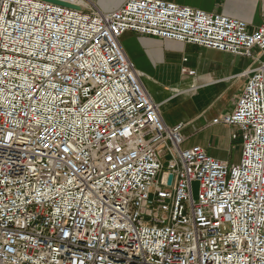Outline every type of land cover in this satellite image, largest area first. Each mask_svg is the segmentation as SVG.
Returning <instances> with one entry per match:
<instances>
[{
    "label": "built area",
    "instance_id": "built-area-1",
    "mask_svg": "<svg viewBox=\"0 0 264 264\" xmlns=\"http://www.w3.org/2000/svg\"><path fill=\"white\" fill-rule=\"evenodd\" d=\"M60 1L81 10L0 0V264H264V22ZM127 33L252 60L235 109L213 120L237 128L239 164L183 148Z\"/></svg>",
    "mask_w": 264,
    "mask_h": 264
},
{
    "label": "crops",
    "instance_id": "crops-1",
    "mask_svg": "<svg viewBox=\"0 0 264 264\" xmlns=\"http://www.w3.org/2000/svg\"><path fill=\"white\" fill-rule=\"evenodd\" d=\"M91 1L104 11H113L126 0ZM165 1L241 19L249 24L250 32L264 22V2L259 0ZM122 45L152 100L160 105L164 122L183 124V148L200 146L216 159L239 164L241 141L232 140L237 128L213 124V120L235 109L248 82L243 73L252 60L134 33L125 34Z\"/></svg>",
    "mask_w": 264,
    "mask_h": 264
},
{
    "label": "water",
    "instance_id": "water-1",
    "mask_svg": "<svg viewBox=\"0 0 264 264\" xmlns=\"http://www.w3.org/2000/svg\"><path fill=\"white\" fill-rule=\"evenodd\" d=\"M41 1L52 3L55 5H59V6H63V7H67V8H71V9L81 10L79 7L67 4V3L60 1V0H41ZM170 183H171V179H170Z\"/></svg>",
    "mask_w": 264,
    "mask_h": 264
},
{
    "label": "rangeland",
    "instance_id": "rangeland-1",
    "mask_svg": "<svg viewBox=\"0 0 264 264\" xmlns=\"http://www.w3.org/2000/svg\"><path fill=\"white\" fill-rule=\"evenodd\" d=\"M162 110L164 112H167V109L166 108H163ZM193 193H194V196L197 197V195H198V184L197 183H194L193 184Z\"/></svg>",
    "mask_w": 264,
    "mask_h": 264
}]
</instances>
